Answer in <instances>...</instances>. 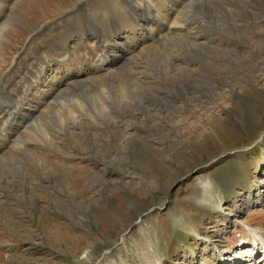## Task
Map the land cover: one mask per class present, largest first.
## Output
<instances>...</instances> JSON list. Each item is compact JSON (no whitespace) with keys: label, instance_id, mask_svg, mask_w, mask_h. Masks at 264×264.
I'll return each instance as SVG.
<instances>
[{"label":"rangeland","instance_id":"374dc122","mask_svg":"<svg viewBox=\"0 0 264 264\" xmlns=\"http://www.w3.org/2000/svg\"><path fill=\"white\" fill-rule=\"evenodd\" d=\"M14 1L8 4L10 10L2 17L6 23H11V27L0 44L1 69L6 64L9 66L4 68H10L16 57L24 58L29 48L39 43L38 39H34L29 45L34 32L45 24L61 23L60 17L66 19L68 11L79 0H18L16 4ZM84 3V10L92 16H100L106 11L113 12L111 8L114 9V5L102 1L96 5L98 11L94 12L95 5ZM233 6L238 7L237 4ZM224 7L227 9V5ZM213 8L202 4L196 6L193 13L206 21L205 25L202 23L203 32L211 35L215 30L217 35L225 39V47L221 46L218 55L194 49L187 42L179 46L185 51L189 49V54L200 58L199 62L203 65L199 80L190 78L188 81L194 82L187 83L181 89L186 100L189 101L190 97L192 102L182 103L179 91L169 79H162L156 87L139 89V98H133L136 102L141 97L155 104L150 98L153 96L164 103L157 107L161 106L160 109L166 112H174V108L184 106L180 112L173 113L171 119L177 121L182 116L189 118L191 122L197 120L192 116L193 112L206 114L214 111L207 109L213 99L216 98L220 103L226 102L216 92L222 85L215 79H210L214 71L211 69V59L219 56L224 59L223 66L237 70L248 63L241 59L245 54L249 55L247 52L250 48L243 31L235 30L228 24L226 28L217 26L214 19L219 16L220 19L224 17L226 22H233V19L230 15H225L221 4L215 10ZM240 10L245 15L244 26L263 17L258 11L256 13L259 17L244 7H240ZM143 11L144 15H149L146 9ZM260 11H264L263 8ZM8 12H13L10 18ZM109 17L111 20L104 19L98 25L99 30L94 29L99 36L103 33L102 36H108L112 29L119 26L117 17ZM78 23L79 20L73 22L72 29ZM246 31L248 34L251 29ZM112 34L114 32L110 36ZM214 41L219 42L218 39ZM251 46H255L252 48L257 50L256 45ZM122 49L123 46L120 53ZM261 50L260 53L251 54L257 60L260 54L262 61L264 46ZM124 65L122 63L119 67ZM249 65L253 74L264 77V64L253 62ZM163 66L155 63L150 68L158 73L157 70L165 69L166 66ZM222 71L221 76L229 75V71ZM121 75L128 78L126 73L122 72ZM117 79L120 80L119 75ZM261 87V90L249 89L242 97L232 95L227 103V112L222 113L225 127L220 128L221 134L207 129V134L201 141L194 140L188 146H180L171 141L169 146L161 148L165 154L162 156L158 153L161 149L148 148L138 140L129 146L135 161H130L132 163L127 167L122 164L106 166V162L113 163L116 145L114 136L108 135L102 138L105 139V145L97 144L94 140L74 145L66 138L63 142L66 145L65 151L39 145L31 152L17 154L13 150L16 155L8 153L11 156L3 159L4 163L0 160V182L3 184L1 196L4 200L10 199L11 204L6 211L0 208V264H74L77 261L79 264H97L103 257L101 264H217L220 262V255L225 258L236 257L240 247L250 244L253 239L250 227H257L264 233V85ZM109 90V94L98 92L93 97L86 95L87 87L73 86L71 94L65 93L57 97L51 107L56 110L60 99L68 98L69 95L82 96L86 106L96 116V119L89 118L92 131H109L117 124L116 120L121 119V107L115 96L117 89L110 85ZM194 95L197 96L193 97ZM124 108L128 106L125 105ZM172 109L174 110L171 111ZM103 110L114 112L113 115L108 112L106 116H102L100 113ZM46 118L48 117H41V121L52 129L53 126L46 122ZM28 121L29 129L33 132L26 136L41 140V133L35 125L36 117H29ZM201 128L207 127L202 124ZM163 131L169 130H161ZM138 132L142 134L147 131L140 126ZM246 147L248 148L245 149ZM224 150L234 152L226 155ZM33 155L46 156L48 159L37 162ZM213 155H221V158L206 167H197L199 164H206ZM53 159L66 167L54 163ZM104 168L106 172L102 171ZM100 170L107 178V187H101L102 190L98 192L95 184L99 177L96 174H100ZM188 170L195 172L185 178H182L185 174L179 175V179L172 182L174 174ZM208 181L211 185L206 189L204 182ZM35 191L39 193L34 194ZM70 191L79 200L92 202L94 195L98 198L94 199L89 209L84 210L72 205ZM167 197L169 203L165 209L149 212L126 232L138 213L152 204L163 206ZM228 213L232 215L228 216ZM112 245L115 247L109 251ZM88 249L90 254L83 257Z\"/></svg>","mask_w":264,"mask_h":264},{"label":"bare ground","instance_id":"6f19581e","mask_svg":"<svg viewBox=\"0 0 264 264\" xmlns=\"http://www.w3.org/2000/svg\"><path fill=\"white\" fill-rule=\"evenodd\" d=\"M12 1L14 0H0V44L11 27V23L9 25L6 20H2V17L10 10L8 4ZM102 1L108 2V5H114V9L111 8L113 12L106 11L100 16H92L90 12L84 10V2L95 5L93 8L95 12L98 11L96 5ZM17 2L18 0H15L14 4ZM202 4L211 8H217L221 4L225 15L231 16L233 22H226L224 17L220 19V16L218 19H214L219 28H226V24H228L235 30L243 31L250 51L245 50L249 55L245 54L241 59L242 62L264 64V57L261 61L260 54L258 59L260 61L252 56L253 53H260L264 46V11H260V8L264 10V0H79L71 10L66 9L68 17L66 19L60 17L61 23L45 24L34 32L35 34L29 39V45L34 39H38L39 43L29 48L24 58L16 57L10 68H4L9 66L8 64L2 69L0 68V153L8 150L4 154L2 153L0 160L11 156L8 153L14 155L15 151L13 150H16L17 154H19L18 152L20 154L22 152L27 153L33 151L34 147L37 149L39 145L51 146L57 151H65L66 145L63 142L66 138L74 145L87 144L86 141L93 142V140L97 144L105 145V139L102 138L108 135L114 136L116 145L112 158L113 163L106 162V166L115 167L122 164L123 167H127L132 163L130 161H135L130 154L129 146L138 140L144 142L148 148L161 149L165 145L166 147L169 146L171 141L179 143L180 146H188L197 139L201 141L203 136L207 134L205 131L207 129L209 132L221 134L219 130L224 126L222 120L225 119L222 113L227 112V103L232 99V95L242 97L249 89L261 90V86L264 85H262L264 77L253 74L250 70L251 65L248 63L235 70L232 67L223 66L224 59L222 60L219 56L211 59L213 61L211 69L214 71H212L210 79H215L222 85L216 89V92L226 102L220 103L216 98L213 99L209 102L207 109L214 111L206 114L193 112L192 116L197 119L194 122L182 116L177 121L171 119V115L180 112L184 106L174 108L176 109L174 112H166V110L160 109L161 106L157 107V105H164V103L159 102L153 96L150 98L154 100L155 104L150 103L149 99L145 100L141 97L139 102L133 99L139 98L137 94L139 89L156 87L162 79H169L173 81L175 88L179 91L182 97L180 99L183 100L182 103L192 102L190 97L189 101L186 100L181 89L183 90L187 83L194 82H189L190 78L199 80L198 77L203 65L199 62L200 58L189 54V49L185 51L179 46L187 42V45L194 49L205 50L208 53L210 51L218 55V50L225 42V39L217 35L215 30L211 35L203 32L202 23L205 25L206 21L193 13V9ZM233 4H237L238 7H234ZM224 5H227V9ZM240 7H244L248 12H253L254 14H252H256L257 17L259 15L263 17L257 22H252L249 26H244L246 19ZM214 8L213 10H215ZM143 9L148 11L149 18H146L147 15H144ZM256 11L259 12V15ZM12 14L13 12H8L9 18ZM110 14L118 18L119 26L111 30L110 34L114 32L111 36L108 32L106 33L109 34L106 35L107 37L102 36L104 33L99 36L98 31L94 32V29H98V25L104 19L111 20ZM76 20H79V23L72 29L73 22L75 23ZM248 28L251 29V32L246 34ZM204 30L207 31L205 28ZM215 39H218L219 42H215ZM251 44L256 45V51L253 49L255 46L253 47ZM122 46L123 49L120 53ZM233 49H235L234 46ZM118 51L119 53H117ZM122 63L125 65L119 67ZM155 63H160L166 67L163 70H157L158 73H155L150 68ZM222 70L229 71V75L221 76ZM234 70L235 72H233ZM122 72L126 73L128 78L123 77ZM117 75H119L120 80L117 79ZM181 84L183 85L182 88ZM110 85L117 89L115 96L121 107L119 110L121 119L115 117L118 119L116 120L117 124L109 131L103 130L101 133L92 131L89 118L96 119V116L86 106L87 103L82 96L69 95L68 98L60 99L59 105L56 104V110L51 107L57 97L65 93L71 94L73 86L77 88L87 87L86 95L94 97L97 96L98 92L109 94ZM141 94L145 93L141 92ZM195 96L197 95L193 97ZM125 105L128 108H124ZM108 112L112 114L114 111L103 110L100 114L106 116ZM43 116L48 117L46 122L53 126L52 129L48 128L49 125L46 127L43 124L41 121ZM29 117H36L35 125L41 133V140L26 136V134L33 132L29 129ZM202 124L207 128L202 129ZM140 126L145 127L147 132L139 134ZM164 129L169 131L161 132ZM224 152L227 155L230 152L233 153L234 150L233 152L224 150ZM158 153L160 156L165 155L163 149ZM33 156L37 162L48 159L42 155ZM173 156L174 154L171 155V157ZM217 158L220 159L221 155L211 157V159ZM101 160L104 162L103 159ZM53 162L58 163L55 159ZM61 164L58 163V165L66 167ZM102 171L106 172V168ZM102 171L100 170V174H96L99 176L95 184L98 192L102 190L101 187H107V178ZM181 174L180 171L174 174L172 182L177 178L179 179ZM204 183L206 189L209 187L208 185H211L210 181ZM2 186L3 184L0 182V208L6 211L11 204L9 203L10 199L4 200V197L1 196ZM35 193L39 192L35 191ZM70 194L72 196L69 199L72 205H77L84 210L89 209L94 199L98 198L97 195H94L91 202L77 199L72 191ZM230 215L232 214L228 213V216ZM249 230L253 236L250 244L240 247L236 257L225 258V256L220 255V262L217 264H264V233L257 227H250ZM108 250L106 251L108 252ZM89 254L90 250L88 249L83 257H88ZM102 259L98 260L97 264H101ZM74 264H79V262Z\"/></svg>","mask_w":264,"mask_h":264},{"label":"water","instance_id":"95a60500","mask_svg":"<svg viewBox=\"0 0 264 264\" xmlns=\"http://www.w3.org/2000/svg\"><path fill=\"white\" fill-rule=\"evenodd\" d=\"M217 159H210L206 164H200L197 167L198 168L206 167V166L210 165L212 162H215ZM194 172L195 171L190 170L185 175H183L182 178H185V177L193 174ZM165 207H166V205L161 206V205H158V204H154V205L148 207L147 209L143 210L142 213L129 225V228L126 230V232L130 231L135 226V224L139 223L142 220V218H143L144 215L148 214L149 212L153 211L156 208L161 210V209H165ZM122 237H123V233L120 234V240L121 241H122ZM114 247H115V245L110 246L109 247V251H112V249Z\"/></svg>","mask_w":264,"mask_h":264},{"label":"flooded vegetation","instance_id":"af4514ba","mask_svg":"<svg viewBox=\"0 0 264 264\" xmlns=\"http://www.w3.org/2000/svg\"><path fill=\"white\" fill-rule=\"evenodd\" d=\"M182 174H184V173H182ZM182 174H181V175H182ZM132 199H133V198H132ZM146 209H147V208H146ZM140 211H141V210H140ZM135 213H136V212H135ZM138 214H139V213H138Z\"/></svg>","mask_w":264,"mask_h":264}]
</instances>
